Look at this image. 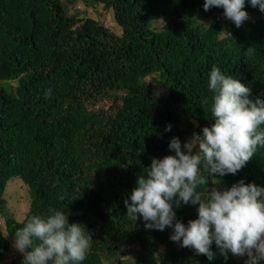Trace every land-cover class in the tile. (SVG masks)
<instances>
[{
	"label": "trees",
	"instance_id": "1",
	"mask_svg": "<svg viewBox=\"0 0 264 264\" xmlns=\"http://www.w3.org/2000/svg\"><path fill=\"white\" fill-rule=\"evenodd\" d=\"M80 1L102 4L119 31L88 17ZM203 4L0 0V264H21L15 231L50 208L92 236L80 264H244L247 257L225 260L214 242L211 261L181 247L170 240L172 229H146L142 218L128 217L123 202L152 158L174 155L172 137L183 145L214 123L213 66L249 87L253 101L264 100V13L246 0L244 10L257 18L236 27L222 8ZM16 176L30 195L22 220L4 198ZM213 178L220 183L209 180V189L241 179L264 187V147L236 175ZM173 206L181 222L197 218L198 205Z\"/></svg>",
	"mask_w": 264,
	"mask_h": 264
},
{
	"label": "clouds",
	"instance_id": "2",
	"mask_svg": "<svg viewBox=\"0 0 264 264\" xmlns=\"http://www.w3.org/2000/svg\"><path fill=\"white\" fill-rule=\"evenodd\" d=\"M245 2L204 0L203 9L222 8L224 17L240 27L250 18ZM248 3L264 13V0ZM207 87L213 93L214 123L194 132L183 145L178 137L171 138L168 148L174 155L152 158L144 174L138 175L123 201L126 215L134 221L142 218L146 229H172L171 241L209 261L216 256L214 242L225 260L231 254L247 257L244 264H264V187L243 179L230 188L208 187L209 180L219 185L213 177L236 175L264 147V100L250 99L249 87L215 66ZM49 95L50 90L45 98ZM205 185L202 195L197 189ZM182 204L198 205L197 218L187 224L176 218L173 206ZM49 213L28 217L15 231L12 246L22 254L21 264H80L92 246L89 231L70 223L62 211L50 208Z\"/></svg>",
	"mask_w": 264,
	"mask_h": 264
},
{
	"label": "rangeland",
	"instance_id": "3",
	"mask_svg": "<svg viewBox=\"0 0 264 264\" xmlns=\"http://www.w3.org/2000/svg\"><path fill=\"white\" fill-rule=\"evenodd\" d=\"M76 6L82 10H86V14L88 17L98 19L100 22L104 23L105 25L111 27L114 30L119 31V29L114 26V21L112 18V13L109 12L107 9L103 7L102 4H99L96 7H86V5L80 1L76 4ZM249 19H256L257 16L255 15H249ZM211 20V17L205 18L202 23L204 25H208ZM223 21V19H221ZM165 24V20L161 19L158 22H156L154 25L158 27H161ZM191 136H187V138L184 139V142L191 138ZM4 198L7 200V206L10 208L13 215L18 219L22 220L30 206V195L27 189V186L25 182L20 177H13L11 178L6 186L5 192H4ZM0 227L5 232V225L4 220L0 215ZM13 245V241L11 242V246ZM13 247V246H12ZM130 247L128 246L127 249ZM16 255L15 252H12L10 255V258L7 259V261H11V259ZM12 256V257H11ZM242 258V257H241Z\"/></svg>",
	"mask_w": 264,
	"mask_h": 264
}]
</instances>
